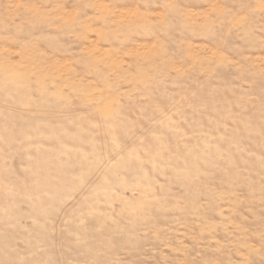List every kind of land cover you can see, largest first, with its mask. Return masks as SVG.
<instances>
[{
    "label": "rangeland",
    "instance_id": "374dc122",
    "mask_svg": "<svg viewBox=\"0 0 264 264\" xmlns=\"http://www.w3.org/2000/svg\"><path fill=\"white\" fill-rule=\"evenodd\" d=\"M0 264H264V0H0Z\"/></svg>",
    "mask_w": 264,
    "mask_h": 264
}]
</instances>
